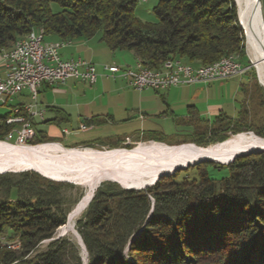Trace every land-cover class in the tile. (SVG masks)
I'll use <instances>...</instances> for the list:
<instances>
[{
    "label": "trees",
    "instance_id": "1",
    "mask_svg": "<svg viewBox=\"0 0 264 264\" xmlns=\"http://www.w3.org/2000/svg\"><path fill=\"white\" fill-rule=\"evenodd\" d=\"M53 2L59 11L51 9ZM136 3L0 0V49L37 29L45 38L65 41L100 32L109 49L132 51L148 68H160L166 59L203 66L230 54L245 56V35L234 0H157L152 7L155 21L141 20ZM262 16L264 20L263 8ZM255 84L264 107L263 88ZM48 108L55 112L48 122L69 121L61 109ZM9 113L0 115V140L16 126L5 122ZM248 119L244 107L235 116L221 110L211 120L195 116L204 124L195 127L192 139L182 142L222 141L227 131L253 130ZM253 131L264 137V117ZM45 137L37 130L32 142L54 141ZM85 144L116 147L123 139ZM17 176L0 174V189L6 193L0 201V236L20 243L12 249L0 241V264H82L79 248L66 238L51 241L47 250L27 259L40 241L52 238L66 223L69 209L61 207V189L71 184L34 171ZM12 189L16 196L10 199ZM76 225L87 264H264V151L236 156L227 164L201 161L140 189L101 182Z\"/></svg>",
    "mask_w": 264,
    "mask_h": 264
},
{
    "label": "rangeland",
    "instance_id": "2",
    "mask_svg": "<svg viewBox=\"0 0 264 264\" xmlns=\"http://www.w3.org/2000/svg\"><path fill=\"white\" fill-rule=\"evenodd\" d=\"M156 2L157 0H137L136 7H135L136 15L143 21H155L156 18L153 13L152 7L154 6ZM234 3L237 8V0L236 2L234 0ZM261 6L264 11V0H261ZM247 8L249 11L258 12V20H259L260 26L262 27L263 34H264V29L262 25V23H264V20L262 21L263 16H261L262 14L261 9H259L257 2L250 0V5ZM51 9L56 12V11H59L61 8L57 3L53 2L51 3ZM93 37L94 38L92 40L93 41L92 43H95L96 39H100V32H97ZM245 39H246V42H245V51H244L245 56L244 57H241L238 54H230V55L223 56V57H228V56L235 57V59L240 63L241 67L244 68L243 72L233 75L229 78H225V79H215V80H211L208 82H196L193 84H180V86H178L177 93H176L178 100L176 101L177 104H174V106H182L181 110L176 111V114L178 115V117H180L178 123H175V121L171 119L170 115H163V114L158 113L157 114L158 117H152L150 115L149 116L147 115L151 113H147L145 114V118L143 119H141L138 116V114H134L131 116L129 115L130 116L128 117L129 119L126 120L125 122L124 121L116 122L114 124H108L106 126L99 127V128H93V129H88L89 128L88 127L87 128L88 130H82L79 127L81 118L77 116H73L70 123L66 125H62V127L65 126L66 129L68 130L67 133L63 132L61 126L58 127L56 125H52L49 123H36L34 126L36 130L42 131L47 135V137L43 139H49V140H54V141H44L38 144L34 143L33 146L29 145L26 148L35 147L38 145H52L55 147L66 149L68 151H72L73 149L82 150V149L90 148V149H96L102 155L113 156L115 154L122 153L128 149L135 147L138 143H144V142L151 141V140H144V139L136 140L137 138H140L139 133H141L142 130H147L148 128L146 127V125L143 126L144 119L146 118L148 122H153L157 124V127H155L154 129L162 132V133H158V135H156L155 137L165 140V142L163 141H155V142L164 143L170 147L180 148V149H184L187 151L205 150V149L213 147L235 136L239 137V136H244L246 134L253 135V136H259L255 134L253 130L256 131L262 126V120L264 117V107L260 105V98H259L260 96L258 95V88L255 83L256 81L258 83V79H259L261 81V84L259 83L258 84L262 86L263 88L264 82H263V79H262V76L260 74L257 64H255V61H253L249 55L248 48H247V36L245 37ZM101 43H102V47H105L107 49L106 51L110 54L109 62H112L114 60L118 63L126 65V64H129L134 59L133 53L129 50L117 49V50L111 51L105 46V44L102 41ZM101 52L102 51L99 50L98 48L95 50V53L97 55L103 56ZM58 85L60 84H55L52 87L54 88V87H57ZM41 86L38 87V96H37L38 100H39L40 94H43L41 90L42 88ZM25 92L28 94L27 91ZM135 94L136 92L131 93V95H135ZM21 99L26 100L28 98L24 96L23 97L17 96L14 98L13 103L20 101ZM157 99L160 100V97L157 96ZM187 105H192L194 106L192 108L194 109L196 108L195 109L196 111L193 112L192 115L195 116L197 114L198 116L196 117L198 119L210 118V116H212L210 112L211 110H213L211 109V107L214 105L216 106L220 105L227 114L229 115L232 114V116L237 114V112L244 107V109H246L248 112V118H249L248 120L251 122L252 124L251 128L253 130L251 129L240 130V131L230 130V131H227L226 133L227 137L224 140L209 142V143L202 144V145H197L192 142H182L185 140L192 139L193 136L195 135L193 133L195 131V127L202 128L204 124V121L199 120L196 122L194 118H191L189 121H186L187 122L186 124L184 123V121L186 120L184 114H186L185 109ZM8 110H9V105L0 106V115H4ZM125 136H128L130 140L126 139L127 137ZM95 137H99L100 140L108 144L111 143L114 139L119 137L123 139V144L116 146V147H110L108 145H102V146L98 145L97 147H91L89 145L86 146L85 143H88ZM13 141H14V138L10 139V142H11L10 144L15 145L14 143H12ZM177 142H182V143L175 144ZM67 146H72V147H67ZM22 171H34V172H37L38 174L40 173V175L41 174L44 175L43 177L46 176L39 168L34 167V166L23 167L21 169H9V170L0 169V174L8 173V174H11V177L15 179V178H18L17 174ZM50 178H52L51 180L54 179L57 181H63L65 183L67 182L71 184V186H63L61 189V195L63 197V203L61 207L64 210L69 209L68 212L70 213L85 195V190H86L85 186L75 181H69V180L55 178V177H50ZM104 181L114 182L118 186H121V187L141 188L148 184H151L154 180H150L148 181V183H145V184H140V182H133V181L121 182L117 180L114 181L112 179H102L98 183V186L101 182H104ZM5 196H6L5 191L0 189V201L3 200ZM15 196H16V190L12 189L10 199L14 198ZM83 213L79 215V217L76 219L75 229L77 228L76 222L77 220L82 218ZM57 237L66 238L70 242L74 243L79 248V252H80L79 255L81 256V260L83 257V260L85 263H86V260L88 261L86 253L81 250V247L77 243L76 239L69 234H65L64 231L59 230V227L56 229L52 238H48V239H44L40 241L38 245L36 246V248L32 252H30V254L27 256V259H30L36 254L47 250L49 243L55 239H58ZM0 241L3 243V245L10 247L12 249H18L20 246L19 240L17 239L11 240V239L6 238L4 235L0 236ZM83 260H82V264H84Z\"/></svg>",
    "mask_w": 264,
    "mask_h": 264
},
{
    "label": "bare ground",
    "instance_id": "3",
    "mask_svg": "<svg viewBox=\"0 0 264 264\" xmlns=\"http://www.w3.org/2000/svg\"><path fill=\"white\" fill-rule=\"evenodd\" d=\"M253 1L257 2V0ZM249 5L250 0H237L239 19L247 36L248 52L257 64L264 82V34L258 20V12L249 11L247 8ZM254 148H264V139L248 134L232 137L213 147L198 151H187L149 141L138 143L135 147L113 156L102 155L96 149L90 148L72 151L52 145L26 148L2 140L0 169L34 166L48 177L75 181L84 185L85 195L67 215L66 223L60 226L59 230L74 237L81 250L86 253L80 235L75 229V221L87 208L100 180L112 179L145 184L162 174L171 172L176 167L193 163L201 158H211L215 162L227 164L236 155ZM83 263L87 264V260L86 263L83 260Z\"/></svg>",
    "mask_w": 264,
    "mask_h": 264
},
{
    "label": "built area",
    "instance_id": "4",
    "mask_svg": "<svg viewBox=\"0 0 264 264\" xmlns=\"http://www.w3.org/2000/svg\"><path fill=\"white\" fill-rule=\"evenodd\" d=\"M67 43L69 40H47L40 30L32 29L16 39L12 47L0 49V106L9 105L10 113L5 122L16 123L4 141L11 143L10 139L14 138L15 145H34L32 139L36 131L32 121L35 117L43 118L44 113V109L37 108L38 87L42 84H64L70 78L90 85L96 82L98 71L93 62L82 57H61L59 48ZM102 69L109 75L123 76L137 90H163L178 84L225 79L244 71L235 57H222L203 66L166 59L160 68H148L137 59L132 67L104 63ZM24 91L28 92V101L21 105L13 103ZM79 127L88 128L85 122Z\"/></svg>",
    "mask_w": 264,
    "mask_h": 264
},
{
    "label": "crops",
    "instance_id": "5",
    "mask_svg": "<svg viewBox=\"0 0 264 264\" xmlns=\"http://www.w3.org/2000/svg\"><path fill=\"white\" fill-rule=\"evenodd\" d=\"M93 38L94 37L92 36L91 38L86 39L75 38L69 40V43L59 48V53L64 59L82 57L93 62L96 65L98 71L96 82L90 85L77 79L70 78L64 84H60L54 88L52 86H54L55 84H42L41 90L43 94H40L39 100L37 99V108L44 109V113L43 118L35 117L33 119L34 126L36 123H49L58 127H62V125L70 123L73 116H77L81 118V122H85L84 119L92 118L94 120L92 123H85L89 127L88 129H93L103 127L108 124H114L116 122H125L129 119L128 117L134 114H138V116L143 119L145 118V114L147 113H151L147 115H150L152 117H158V113L163 115H170L171 119L175 121V123L179 122L180 117H178L176 111L181 110L182 106H174V104H177L176 101L178 100V97L176 93L177 88L178 86H180V84L171 86L163 90H137L132 88L128 84L127 79L123 76L118 74L109 75L108 73H106L102 69V64L116 63L120 66L132 67L137 60L135 54L131 51L133 53L134 59L126 65L118 63L114 60L112 62H109L110 54L106 51L107 49L105 47H102V40L96 39L95 43H92ZM46 39L53 41L58 40L54 36H47ZM97 48L102 51L101 53L103 56H99L95 53V50ZM132 92H136V94L131 95ZM18 96H24L28 98V94L25 91ZM157 96L160 97V100L157 99ZM28 99H21L17 102H26L28 101ZM48 107H56L61 109L68 115L69 121L60 122L59 124L48 122L47 120L55 117V112L53 110H50ZM192 107L194 106L187 105L185 109V124L187 123L186 121H189L191 118H195V116H198L197 114L195 116L192 115V113L196 111V108L194 109ZM211 109H213L210 112L212 116H210V118H202V120H211L215 115H217L219 110L226 113L220 105H214L211 107ZM230 116H232V114ZM145 125L146 127H148L147 130H142L141 133H139L140 138H137L136 140L147 139L156 141L154 140L156 139L155 136L158 135V133H162L161 131L154 129L155 127H157V124L148 122L146 118L144 119L143 126ZM62 130L64 133L68 132L65 126L62 127ZM35 131H37L36 128ZM97 139H99V137H95L91 141ZM163 142H165V140Z\"/></svg>",
    "mask_w": 264,
    "mask_h": 264
},
{
    "label": "water",
    "instance_id": "6",
    "mask_svg": "<svg viewBox=\"0 0 264 264\" xmlns=\"http://www.w3.org/2000/svg\"><path fill=\"white\" fill-rule=\"evenodd\" d=\"M257 5H258L259 9H261V13H262L261 0H257ZM261 16H262V14H261ZM237 18H238V23H239V25L242 27V29H243V31H244V35H245V37H246L245 30H244V28H243V26H242V24H241V22H240V19H239L238 8H237ZM262 21H263V17H262ZM262 25H263V29H264V23H262ZM245 42H246V39H245ZM257 77H258V76H257ZM258 83L261 84V81H260L259 79H258ZM263 89H264V87H263ZM263 94H264V90H263ZM261 139H264V137H262ZM184 144H186V143H184ZM179 145H181V144H179ZM262 151H264V148H254V149L247 150V151L244 152V153H240V154H238V155H236V156L244 155V154H248V153H253V152H262ZM236 156H235V157H236ZM235 157H233L232 160H233ZM205 160H207V161H215L214 159H211V158H201V159H199V160H197V161H194L193 163H187V164H185L184 166L176 167V168L173 169L171 172H168V173H165V174H162V175L158 176V177H157V178H156L151 184H153L154 182H156L157 179H158L159 177L163 176V175L171 174V173H173L175 170L182 169V168H186V166H188V165H193V164H196V163H198V162L205 161ZM232 160H230L229 162H231ZM229 162H227V163H229ZM24 170H26V169H24ZM3 172H4V171H3ZM39 174H40V173H39ZM41 175H42V174H41ZM42 176H44V175H42ZM45 177H47V176H45ZM47 178H50V177H47ZM50 179H52V178H50ZM53 180H54V179H53ZM151 184H150V185H151ZM147 186H149V185H147ZM124 188L140 189V188H135V187H124ZM141 188H144V187H141ZM68 213H69V212H68ZM140 232H141V229L138 231V233H136V235H134V236L130 239V241L133 240L134 237L137 236ZM57 238H59V237H57ZM81 240H82V239H81ZM130 241H129V242H130ZM84 248H85V247H84Z\"/></svg>",
    "mask_w": 264,
    "mask_h": 264
},
{
    "label": "flooded vegetation",
    "instance_id": "7",
    "mask_svg": "<svg viewBox=\"0 0 264 264\" xmlns=\"http://www.w3.org/2000/svg\"><path fill=\"white\" fill-rule=\"evenodd\" d=\"M66 150V149H65Z\"/></svg>",
    "mask_w": 264,
    "mask_h": 264
}]
</instances>
